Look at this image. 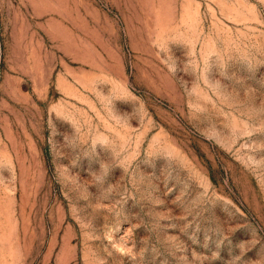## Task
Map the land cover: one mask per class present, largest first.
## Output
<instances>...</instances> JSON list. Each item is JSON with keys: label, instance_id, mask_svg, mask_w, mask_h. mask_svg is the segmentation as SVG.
Returning <instances> with one entry per match:
<instances>
[{"label": "rangeland", "instance_id": "374dc122", "mask_svg": "<svg viewBox=\"0 0 264 264\" xmlns=\"http://www.w3.org/2000/svg\"><path fill=\"white\" fill-rule=\"evenodd\" d=\"M0 264H264V0H0Z\"/></svg>", "mask_w": 264, "mask_h": 264}, {"label": "clouds", "instance_id": "9594fccd", "mask_svg": "<svg viewBox=\"0 0 264 264\" xmlns=\"http://www.w3.org/2000/svg\"><path fill=\"white\" fill-rule=\"evenodd\" d=\"M98 182H99V178H98Z\"/></svg>", "mask_w": 264, "mask_h": 264}]
</instances>
